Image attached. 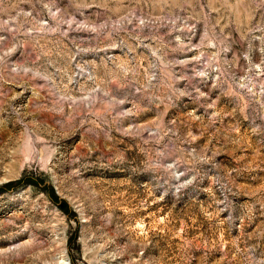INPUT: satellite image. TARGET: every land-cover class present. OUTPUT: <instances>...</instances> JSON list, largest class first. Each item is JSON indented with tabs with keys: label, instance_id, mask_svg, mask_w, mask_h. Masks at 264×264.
<instances>
[{
	"label": "rangeland",
	"instance_id": "rangeland-1",
	"mask_svg": "<svg viewBox=\"0 0 264 264\" xmlns=\"http://www.w3.org/2000/svg\"><path fill=\"white\" fill-rule=\"evenodd\" d=\"M0 264H264V0H0Z\"/></svg>",
	"mask_w": 264,
	"mask_h": 264
}]
</instances>
